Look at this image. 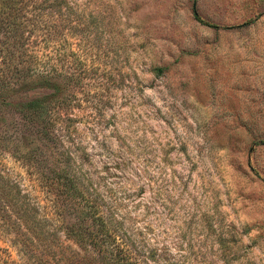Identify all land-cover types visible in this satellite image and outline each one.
Returning <instances> with one entry per match:
<instances>
[{
	"label": "rangeland",
	"instance_id": "1",
	"mask_svg": "<svg viewBox=\"0 0 264 264\" xmlns=\"http://www.w3.org/2000/svg\"><path fill=\"white\" fill-rule=\"evenodd\" d=\"M25 1L0 27V176L34 224L64 240L88 196L165 264H264V0Z\"/></svg>",
	"mask_w": 264,
	"mask_h": 264
},
{
	"label": "trees",
	"instance_id": "2",
	"mask_svg": "<svg viewBox=\"0 0 264 264\" xmlns=\"http://www.w3.org/2000/svg\"><path fill=\"white\" fill-rule=\"evenodd\" d=\"M0 8L6 15L0 18V27L4 24L16 25L15 20L17 8L16 0H0ZM39 1V3H37ZM39 5L40 8L49 9L45 16L54 19L60 16L63 7L68 8L66 0H26L25 5ZM10 10V11H9ZM194 15L198 18L196 11ZM3 13V12H0ZM65 14H63L64 16ZM68 18L66 15L63 18ZM6 18L10 21H4ZM162 71V68H156ZM46 85L49 78L44 77ZM53 87V85H50ZM21 107L29 117H39L46 112V102L44 98H34L26 102L15 104ZM64 190L67 194L82 195L74 179L67 174L63 168ZM0 176V239L4 242L5 237L11 241V245H16L23 252L30 264H165L167 257L158 254L155 256L154 250L147 254L137 247L129 237L119 232L112 220L113 218L106 212H101L97 201L92 197H86L83 205L79 206V212L69 221L63 230L64 240L59 239V229L54 226L51 230L52 221L46 216H41L39 224H34L35 214L31 211L36 208L28 207L25 203L24 195L21 191L15 190L13 185L4 182ZM3 182V183H2ZM72 191V193H71ZM2 199V203H1ZM2 208V209H1ZM42 226L41 230L38 228ZM70 240L76 245L73 249ZM7 248L0 247V264H8ZM155 256V257H154ZM153 257L152 262L147 259ZM162 262V263H161ZM10 264H12L10 260ZM19 264V263H14ZM21 264V263H20Z\"/></svg>",
	"mask_w": 264,
	"mask_h": 264
}]
</instances>
